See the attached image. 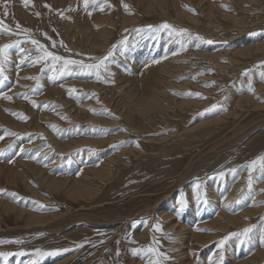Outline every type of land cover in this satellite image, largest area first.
<instances>
[{
  "label": "rangeland",
  "instance_id": "rangeland-1",
  "mask_svg": "<svg viewBox=\"0 0 264 264\" xmlns=\"http://www.w3.org/2000/svg\"><path fill=\"white\" fill-rule=\"evenodd\" d=\"M124 2L134 14L125 11L121 0H108L111 7L98 0L87 11L83 0H32L28 5L24 0H0V20L12 29H0V45L19 42L9 50L0 73V189L6 190L0 192V253L9 254L0 256V264H52L66 258L63 264H148V254L133 255L131 249L157 246L153 238L171 257L164 264H214L221 255L219 242L249 226L250 241L240 244L237 236L226 241L222 264L240 261L264 244V180L250 191L248 170L240 167L264 154V80L259 75L264 50L257 49L264 42V0H158L154 10L140 0ZM164 22L193 34L184 38V50L180 37L147 28ZM17 23L31 32L17 35ZM197 34L203 39H196ZM29 36L58 56L86 64L117 45L108 61L114 75L102 72L103 78L97 79L95 73L74 70L53 79L50 60L32 61L41 53ZM125 36L127 42L120 45ZM163 57L172 62L164 76L170 84L157 91L160 106L146 113L136 105L153 93L154 74L162 62L145 64ZM248 70L250 75L245 74ZM249 83L254 92L248 91ZM71 88L78 90L72 96ZM213 104L223 107L205 111ZM210 119L212 124L196 128ZM87 138L108 140L95 146L82 142ZM73 139L81 142L60 151V145ZM103 165L108 167L106 176L94 179L99 194L76 195L75 179ZM232 168L236 174L228 171ZM220 171L227 173L223 179L216 175ZM66 176L72 179L62 178ZM198 179L205 181L200 191ZM219 206L237 216L247 209L243 224L216 229L212 241L196 239L206 230L194 219L210 221ZM22 210L61 217L27 228L18 214ZM171 213L174 223L165 217ZM156 224L162 231L154 230ZM192 229L198 235L194 241ZM37 248L70 251L37 257Z\"/></svg>",
  "mask_w": 264,
  "mask_h": 264
},
{
  "label": "snow or ice",
  "instance_id": "snow-or-ice-1",
  "mask_svg": "<svg viewBox=\"0 0 264 264\" xmlns=\"http://www.w3.org/2000/svg\"><path fill=\"white\" fill-rule=\"evenodd\" d=\"M32 3V0H24V4L28 5ZM94 3H98V0H83V5L85 10L87 11L89 8L90 4H94ZM121 3L125 9L126 12H128L129 14H134L133 10H132V6L125 3L124 0H121ZM104 4L111 7L110 4H108V0H104ZM47 7H50V5H46ZM187 7V6H186ZM222 7H225L227 9V5H222ZM100 11L104 10L103 6H100L99 8ZM189 11H192L195 14V9H192L189 7ZM36 15H39V13H36ZM61 15L63 16V14L61 13ZM88 15L91 16L92 12L88 11ZM97 27H99L97 25ZM147 28L149 30H151L153 33H159L161 31H166L169 37H173V36H177L180 37V44H181V50H184L186 48V45L184 43V38H188V39H192L193 38V34L186 28H177L175 26H173L172 24H169L168 22H164L161 25L158 26H154V25H148ZM0 29H3L4 31L7 32H12V29L8 27V25H6L3 20H0ZM16 29L18 30L16 32L17 35H19L21 32L23 33H30L31 29H25L23 28L19 23L16 24ZM136 29H133V31H135ZM126 33L129 32V29H125L124 30ZM45 35H47V33H45ZM30 42L36 46V51L41 53L40 55L33 57L32 61L34 63H40L42 61L47 62V61H51V69L53 72V79H56L58 76H63L66 74H72L73 71H78L80 74H90V73H95V75L97 76V79H102V72H106L109 73V75H114V73H110L109 67H108V61L109 58L113 56L114 54V50L117 48V45H113L111 49H109L107 55L103 56V57H92L91 59L94 61V63H84L82 60H76V59H70V58H66L63 56H58L56 55L54 52L49 51L47 46L42 44L40 41L36 40V39H32L31 36L28 37ZM196 39H200L202 40L203 37L197 36L195 37ZM51 39V38H49ZM127 36L124 37L123 40H121L119 42L120 45H123L127 42ZM19 42H12V43H7L4 45H0V73H2L4 71L3 69V62L8 58L9 55V50L12 49L13 47L16 46V44H18ZM62 46L63 45V41H60ZM55 46V42H53V47ZM199 46V45H197ZM21 51H24V49H21ZM175 54V53H173ZM161 59H166V57H163ZM25 62V59H21L20 63L23 64ZM57 63L61 64L60 68H57L56 65ZM161 63L160 59H156V58H152L149 61L146 62L145 67H148L152 64H159ZM261 67V71L259 73L260 77L262 80H264V61L261 62L260 64ZM246 75H250L251 74V70L246 71L245 73ZM29 79H38L37 77H28ZM183 78V77H182ZM105 83H114V80H104ZM212 83H215L214 81ZM78 90L75 88H71L69 89V95L72 96L74 93H76ZM248 91L250 92H254L255 88L254 86L249 83L248 85ZM93 96H95L96 94L93 93ZM188 95L192 96L195 95L197 97H202L201 93H191L189 92ZM4 98L11 100L12 97L8 96L7 94H4ZM25 99H27V95L25 94ZM226 99V98H225ZM32 103L34 105H36L35 101H32ZM45 107H47V105H45ZM223 106L220 104H213L211 106V108L206 109L205 111H213L216 110L217 108H222ZM10 111V110H9ZM93 111H95V109H93ZM103 111L105 112H109L110 110L108 109H104ZM16 115L20 116L22 119H28V117L26 115L20 114V113H16ZM53 128H56L55 125H52ZM126 131V129H124ZM12 135H17L16 133H12ZM42 136V134H40ZM0 139H3L2 136H0ZM136 145L137 147H139V141H136ZM23 151V149L21 150ZM3 150H0V153H2ZM240 167L243 168H247L248 170V179H247V187L248 189L251 191L253 188V184L255 182L264 180V154H261L259 156H257L255 159L247 162L245 165H241ZM230 173L232 174H236L237 173V169L236 168H232L228 170ZM254 173H258V175H254ZM227 173L220 171L218 172L216 175L223 179L225 177ZM205 183V181H201V180H197L196 183V189L198 191L201 190L202 185ZM261 192H264V189L260 190ZM0 192H6L5 189H0ZM13 197L16 196L15 193L11 194ZM206 198H207V192L206 189L203 190V199L206 202ZM181 206L183 207V205L185 204V200L183 198H181ZM257 203L256 201H253V204ZM264 203V202H261ZM156 231H162V228L159 224L155 225V229ZM200 230V229H198ZM253 231V226H249L247 228H244L240 233H230L228 236L224 237L219 243H220V247H221V255L218 258L217 261L214 262V264H222L223 262V254H222V250L223 247L226 243V241H228L232 236H237L239 238V243L240 244H244L247 241H250L251 239V233ZM154 239V243L157 246H153V245H149L145 248H134L131 249V252L133 255H140L142 253H146L149 255V257H151L148 261V264H164V261L166 260H170L171 257H169L167 255V253L162 252L159 250L158 247V241H155ZM264 239V238H262ZM19 242V241H18ZM77 248L83 247V244H77L76 245ZM62 251H70V249H54L50 252H45L39 248L34 249L33 250V254L37 257H43L46 255H57ZM21 255H23L24 253H20ZM117 256H119L120 252L119 249L117 250ZM9 255L8 253H0V256H7ZM29 264H36V261H30Z\"/></svg>",
  "mask_w": 264,
  "mask_h": 264
},
{
  "label": "bare ground",
  "instance_id": "bare-ground-1",
  "mask_svg": "<svg viewBox=\"0 0 264 264\" xmlns=\"http://www.w3.org/2000/svg\"><path fill=\"white\" fill-rule=\"evenodd\" d=\"M148 10H154L158 7V0H140ZM137 31V30H136ZM107 37V36H106ZM170 48V47H169ZM244 48V47H243ZM257 49H262L264 50V42L261 43V45L257 48ZM173 50V49H172ZM241 53H244L245 54V51H241ZM145 57V56H144ZM147 59V58H146ZM164 60V59H163ZM143 61V60H142ZM162 63L160 64V67L159 69L157 70V72L154 74L155 75V79L153 80L152 82V91L153 93L151 95H148V96H145V97H141L139 98L140 100H138V104L136 105L137 107L140 106V108L142 109L145 108V111L146 113H150V112H153L155 109L158 108V106H160V102H161V99L159 97L158 94H161L157 91L161 90L160 88L162 86H165L167 84H170L169 82L167 83L166 79L164 78L165 75H167V73L170 71V65H171V60L170 59H165L164 61H161ZM241 63V62H240ZM188 68V67H187ZM159 73V74H158ZM156 93V94H154ZM3 96V95H2ZM244 101V98L243 97H240L239 98V105L241 106L242 102ZM243 110V108H241ZM247 109V108H246ZM124 111V110H123ZM243 113V112H242ZM243 116V115H242ZM214 119H210L209 121H205V122H201V123H197L195 126L196 128L199 127V126H204L205 125H209V124H212ZM118 123V122H117ZM194 126V127H195ZM201 128V127H200ZM195 129V128H193ZM225 135V134H224ZM108 139H98V138H87V139H82V142H85V143H89V144H95V146H100L98 145L100 142H104V141H107ZM79 142H81V140H78V139H73L71 140L70 142L68 143H63L64 145H60L59 146V149L60 151L63 150V151H68L72 148H74L76 146V144H78ZM103 153V152H102ZM66 158V157H65ZM115 158H111L109 159V162L110 161H113ZM96 160V159H95ZM92 163V162H91ZM105 163V162H104ZM90 168V167H88ZM87 169V167H86ZM1 167H0V171H1ZM113 170V169H112ZM83 172V171H82ZM108 172V167L107 165L106 166H101V167H91L89 170H87V172H83L78 178L75 179L74 181V185H72V187L75 189L76 191V195L78 196H85V197H92V196H97L100 192V188L97 186L96 182H95V178H97L98 176L99 177H104L106 176ZM39 173H42V171H40ZM110 176V175H109ZM47 178V177H45ZM52 178V177H51ZM63 179L66 178V180L68 178L72 179V176L71 177H62ZM63 179H61L62 181V184L63 183H66L67 182H64ZM70 186V185H69ZM237 186V185H236ZM67 187V186H66ZM227 187V186H226ZM235 189V188H234ZM75 193V192H73ZM234 192H230V194L228 195V197ZM218 195H220L218 193ZM223 196V195H222ZM221 196V197H222ZM261 197V195H260ZM264 197V195H263ZM262 197V198H263ZM261 198V199H262ZM93 199V198H92ZM258 199V198H257ZM228 201V200H227ZM243 201V200H242ZM231 202V201H230ZM224 203V202H223ZM232 203V202H231ZM230 203V204H231ZM229 204V206H230ZM171 206V205H170ZM239 206V205H238ZM262 206V205H261ZM221 207L220 208V211L218 212L217 210V213H215V217H212V219L209 221V220H203L202 221V218L200 217H197L194 219L193 223H197V226L199 228H202L204 230H206V235H203V236H200V237H197L198 235L196 233H194V230L192 229V232H191V240H192V237H193V241L195 239V237H197L196 239L198 240H201L202 242H208V241H212L214 236H215V230L216 229H223V228H228V224L229 223H240L242 221H240L242 219V216L244 215V213L246 212L247 209L243 210L242 212L240 211V213H238V216L237 214H234V213H230L228 212L226 209H228L227 207L224 208L223 206H219ZM260 207V206H259ZM163 208V207H162ZM161 208V209H162ZM168 208V207H167ZM194 208V207H193ZM236 208V207H235ZM159 209V208H158ZM255 211L257 212L258 209L256 207ZM254 211V212H255ZM164 211H162L163 213ZM160 213V214H162ZM253 213V212H252ZM258 213V212H257ZM21 217H23L25 220V224H26V227L27 228H33V227H36V226H46L48 224H50V222H53V221H56L58 220L61 216L59 214H48V215H45V214H37V213H33L32 211L30 212H27V211H19L18 213ZM246 214V213H245ZM63 216V214H62ZM252 216V215H251ZM20 217V218H21ZM165 217H167L170 222L174 223L176 220L174 219V216L171 214L169 215H165ZM180 219V217H179ZM207 219V218H206ZM154 220V219H153ZM244 220V219H242ZM244 222V221H243ZM242 222V224H243ZM171 223V224H172ZM171 227L175 228V224H172L170 225ZM183 226H187V225H183ZM187 228H191L190 226L187 227ZM185 228V229H187ZM214 229V231H212ZM215 239V238H214ZM201 243V242H199ZM257 243V242H256ZM263 243V242H262ZM205 244V243H204ZM189 252V251H188ZM188 254V253H187ZM246 255V253L244 254ZM67 260L64 259L60 262H55V263H52V264H60V263H65ZM235 261V262H234ZM232 261V264H261V262L264 261V244L263 246H259L257 249H255V251L253 252V254L251 255H248V257L246 258H243V259H240V261L238 260H234Z\"/></svg>",
  "mask_w": 264,
  "mask_h": 264
}]
</instances>
